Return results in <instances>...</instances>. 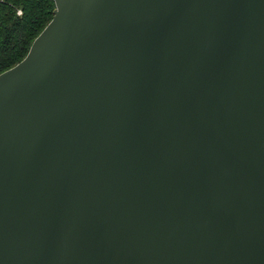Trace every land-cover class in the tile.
Masks as SVG:
<instances>
[{
	"label": "water",
	"instance_id": "95a60500",
	"mask_svg": "<svg viewBox=\"0 0 264 264\" xmlns=\"http://www.w3.org/2000/svg\"><path fill=\"white\" fill-rule=\"evenodd\" d=\"M0 71V264H264V0H55Z\"/></svg>",
	"mask_w": 264,
	"mask_h": 264
},
{
	"label": "trees",
	"instance_id": "16d2710c",
	"mask_svg": "<svg viewBox=\"0 0 264 264\" xmlns=\"http://www.w3.org/2000/svg\"><path fill=\"white\" fill-rule=\"evenodd\" d=\"M55 6V0H0V71L26 55Z\"/></svg>",
	"mask_w": 264,
	"mask_h": 264
},
{
	"label": "built area",
	"instance_id": "2783aa9c",
	"mask_svg": "<svg viewBox=\"0 0 264 264\" xmlns=\"http://www.w3.org/2000/svg\"><path fill=\"white\" fill-rule=\"evenodd\" d=\"M17 11L20 13L21 12V9L19 8Z\"/></svg>",
	"mask_w": 264,
	"mask_h": 264
}]
</instances>
